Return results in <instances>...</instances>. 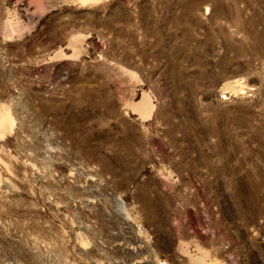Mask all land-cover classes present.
I'll return each mask as SVG.
<instances>
[{"label":"rangeland","instance_id":"rangeland-1","mask_svg":"<svg viewBox=\"0 0 264 264\" xmlns=\"http://www.w3.org/2000/svg\"><path fill=\"white\" fill-rule=\"evenodd\" d=\"M0 264H264V0H0Z\"/></svg>","mask_w":264,"mask_h":264},{"label":"bare ground","instance_id":"bare-ground-1","mask_svg":"<svg viewBox=\"0 0 264 264\" xmlns=\"http://www.w3.org/2000/svg\"><path fill=\"white\" fill-rule=\"evenodd\" d=\"M148 107H149L148 105L146 106V105L144 104V106L142 105L141 109H142L143 112H147V111L149 110ZM149 111H150V110H149ZM150 112H151V111H150ZM142 114H143V113H142Z\"/></svg>","mask_w":264,"mask_h":264}]
</instances>
